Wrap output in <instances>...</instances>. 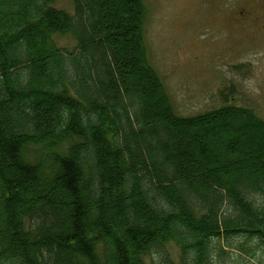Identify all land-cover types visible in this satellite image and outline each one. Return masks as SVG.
Returning <instances> with one entry per match:
<instances>
[{"label": "trees", "instance_id": "16d2710c", "mask_svg": "<svg viewBox=\"0 0 264 264\" xmlns=\"http://www.w3.org/2000/svg\"><path fill=\"white\" fill-rule=\"evenodd\" d=\"M57 1L0 0V264H258L264 122L176 115L145 0Z\"/></svg>", "mask_w": 264, "mask_h": 264}, {"label": "rangeland", "instance_id": "374dc122", "mask_svg": "<svg viewBox=\"0 0 264 264\" xmlns=\"http://www.w3.org/2000/svg\"><path fill=\"white\" fill-rule=\"evenodd\" d=\"M144 6L149 62L178 116L215 110L228 99L264 119V0H145ZM56 8L75 14L72 0ZM55 39L63 50L77 49L71 34ZM168 248L177 261L179 248Z\"/></svg>", "mask_w": 264, "mask_h": 264}]
</instances>
